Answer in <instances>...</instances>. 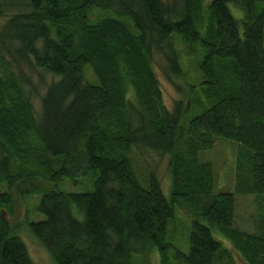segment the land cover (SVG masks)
<instances>
[{
  "label": "trees",
  "instance_id": "16d2710c",
  "mask_svg": "<svg viewBox=\"0 0 264 264\" xmlns=\"http://www.w3.org/2000/svg\"><path fill=\"white\" fill-rule=\"evenodd\" d=\"M26 1L0 30V264H33L22 230L52 264H264V235L234 228V194L213 195L211 165L198 161L215 139L236 143L249 165L238 186L264 199V0ZM175 39L201 49L198 88L185 83ZM157 59L185 98L172 112ZM31 73L58 80L39 121L22 86ZM193 105L200 114L185 122ZM145 152L168 158V197L154 173L144 184L137 175L133 155ZM76 179L91 188L59 189ZM30 197L38 221L25 207L20 216ZM176 206L194 217L187 255L167 238Z\"/></svg>",
  "mask_w": 264,
  "mask_h": 264
},
{
  "label": "rangeland",
  "instance_id": "374dc122",
  "mask_svg": "<svg viewBox=\"0 0 264 264\" xmlns=\"http://www.w3.org/2000/svg\"><path fill=\"white\" fill-rule=\"evenodd\" d=\"M210 1L211 0H206V3H209ZM259 7L264 10V3L259 4ZM229 9L234 18L237 20L241 19L242 12L240 10H238L233 5H230ZM0 11L2 15L0 18L1 30V28L14 15L29 12V7L26 0H0ZM174 46L179 54L180 66L187 76L185 83L187 82L188 84L194 85L195 88H198L199 83L197 80H199V77L195 64L201 58L199 51L201 49L199 47L198 49L193 47V49L190 50L188 46L183 44L178 39H175ZM158 65H160V62L157 59L154 65V70L160 82L163 104L169 112H172L175 108V105L179 102H184L185 98L183 99V95L180 94L174 88V86H172V84L166 80V76L161 72ZM2 78H5V71L0 69V79ZM27 79L28 81L22 80L23 90L25 95L28 97V100L31 102L32 113L35 121H39L41 116V103L47 92V89L53 82H57L58 80L47 76L43 78V81H39L37 76L32 73L27 77ZM85 79L91 84L95 82V78L91 75V70L89 68H87L85 71ZM175 82L177 83L178 81ZM178 85L181 87V89H186L187 93V86L185 87L183 83ZM196 96V99L199 100L200 104H205V100L202 97H199L197 94ZM202 105H193L192 109L185 114L183 120L188 122L191 117L195 116V114H200L199 112L201 110L198 112L194 111H197L198 107L201 108ZM181 143L182 144L179 146V154L182 155L185 150V139L182 140ZM181 146L183 147L182 150H180ZM238 155L240 156V151L236 143L215 139L211 149L198 154V161L200 163H209L211 165L213 176V195L219 192H228L234 194L236 199L234 210V228L239 232H245L255 236L264 235V199L257 198L254 196V194L247 192L244 189V185L240 187L238 186V182H242L243 180L247 181L249 179V165L244 161H240ZM133 162L136 173L143 184L145 183L149 172H152L160 181L164 196H169L170 179L168 172V158L166 156L153 152H145L141 154V156L134 154ZM58 187L62 191L71 193H77L81 192L83 189L88 190L91 188L89 179H84L83 182L80 181V179H76L75 183L66 181L60 184ZM238 189L243 190L238 191ZM36 201V197H30L25 201H22L21 203H24V206L21 209L20 216L23 217L25 207L28 209V221L32 222L42 219L43 217L33 210V206ZM203 202L204 201H202L201 204ZM174 214V218L169 222L167 227V238L172 246L171 253L174 255L175 251L177 250L180 253L187 255L189 251L188 241L190 234V224L194 217L191 215V213L185 211V209H182L180 206H176ZM23 231L24 230H22L19 235L24 240L23 242H26L25 245L27 244L26 247L32 263L52 264L46 252L27 232ZM151 260V264H159L157 258L154 255L151 256ZM239 263L243 264L241 261H239ZM136 264L143 263L139 258H136ZM214 264L233 263L229 258L224 256L221 259L216 260Z\"/></svg>",
  "mask_w": 264,
  "mask_h": 264
}]
</instances>
